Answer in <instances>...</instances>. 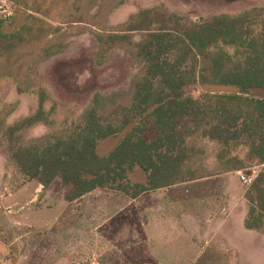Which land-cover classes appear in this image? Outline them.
<instances>
[{
  "label": "trees",
  "instance_id": "16d2710c",
  "mask_svg": "<svg viewBox=\"0 0 264 264\" xmlns=\"http://www.w3.org/2000/svg\"><path fill=\"white\" fill-rule=\"evenodd\" d=\"M12 1L32 12L26 24L12 32H3L0 20V83L13 82L19 95L33 92L37 105L28 115L7 123L13 109L0 104V134L7 162L24 178L35 179L43 189L54 182L72 183L70 200L97 188L136 198L205 177L194 164L205 151L201 142L209 140L217 146L222 171L244 170L252 161L261 166L244 193V227L264 235V96L250 94L254 88H264V6L191 20L159 2L140 6L116 29L100 28L107 33L95 35L98 52L106 51V46L124 48L144 72L132 78L128 93L96 92L78 122L27 140L26 131L38 125L54 129L57 123L49 92L34 88L36 64L68 47L61 25L96 24L97 13L90 21L84 7L99 0H50L64 5L55 18L23 0ZM193 84L230 86L235 91L206 92L195 99L184 92ZM49 101L52 104L46 108ZM113 112L136 121L101 156L98 142L120 130L110 121ZM244 147L247 158L237 152ZM135 167L146 174L145 183L130 181L129 172ZM228 262L229 254L214 243L195 264Z\"/></svg>",
  "mask_w": 264,
  "mask_h": 264
},
{
  "label": "rangeland",
  "instance_id": "374dc122",
  "mask_svg": "<svg viewBox=\"0 0 264 264\" xmlns=\"http://www.w3.org/2000/svg\"><path fill=\"white\" fill-rule=\"evenodd\" d=\"M23 2L47 11L49 16L54 18L64 10L62 3L53 4L50 0ZM159 2L191 20L220 12L237 13L254 6H264V0H99L93 6L91 3L89 7L85 5L86 18L90 21L94 19L96 24L92 25L89 22L86 26L84 23L61 25L67 32L65 40L69 41L68 47L41 59L35 66L34 88L43 87L49 92L56 105L54 117L57 123L54 129L38 125L26 131L24 134L27 140L50 131L63 130L71 123L78 122L96 92L104 96H110L118 91L128 93L132 78L142 74L144 67L121 47L106 46V51L98 52L95 35L106 36L107 32L100 28L116 29L140 6H150ZM22 4L14 2L13 15L7 25L3 23V32L15 31L26 24L32 11ZM93 15L95 16L91 19ZM138 35L139 33H136L135 38H138ZM234 91L235 88L230 86L199 84L189 85L184 89L187 96L195 99H199L206 92ZM250 94L263 97L264 88H254L250 90ZM0 104L13 109L6 119L7 123H13L17 118L28 115L36 107L37 97L33 92L17 94L13 82L7 81L0 83ZM50 104L51 101L47 102L46 108ZM110 121L120 130L116 135L98 142L97 152L101 156L107 155L115 147L134 125L136 119L132 120L130 116L113 112ZM127 121L129 123H126ZM201 144L205 151L201 156H197L194 167L206 175L221 173V166L216 159V144L209 140H204ZM238 151L242 157L247 158L245 147L239 148ZM260 168L256 161H252L250 167L236 176L241 179L244 176L255 177ZM138 170L145 176L141 169ZM138 179L136 173L132 175V181ZM26 181L28 179L7 162L5 140L0 134V264H128L129 259L133 261V257L138 258L137 254L132 257L130 254L134 251L127 249V246L132 248L136 244L132 237L138 226L122 224L120 218L126 215V208L120 214L121 217L110 218L108 207L105 208L103 205L102 210H96L95 207L87 206V209H84L82 206L86 207L85 205L78 204L82 202L81 200L70 203L67 211L60 212V216L55 220L58 215L56 217L37 215L33 210L44 209L46 205L54 204L58 198L68 203L66 199L71 189L54 182L46 189L42 187L41 193L32 200L35 189L33 185L37 182L36 180L30 182L20 192ZM28 187L32 189L30 195L23 192L27 191ZM104 193L109 195L111 192L106 190ZM91 201L86 199L88 205ZM98 210L108 215L104 214L101 217ZM139 210L138 207L133 209L136 217H139L137 213ZM80 212L83 214L82 218L79 217ZM98 221L103 222L97 224ZM130 232L131 235L128 237ZM261 236V239L258 237L255 240L253 239L255 237L245 238L247 242L242 244L241 253L234 247L225 245L224 250L229 254L228 264H264V236ZM216 239L218 244V238Z\"/></svg>",
  "mask_w": 264,
  "mask_h": 264
},
{
  "label": "crops",
  "instance_id": "0c3cea01",
  "mask_svg": "<svg viewBox=\"0 0 264 264\" xmlns=\"http://www.w3.org/2000/svg\"><path fill=\"white\" fill-rule=\"evenodd\" d=\"M131 172L129 179L132 183L146 182V174L142 176L137 167ZM135 173L139 179L132 181V175ZM241 173L243 170L222 171L217 175H206L200 179L182 181L168 187L146 191L136 198L116 190L97 188L74 200L68 197L66 199L68 203L58 198L54 204L33 211L37 215L46 214L54 215V217L58 215L56 220L60 212L67 211L70 203L81 200L82 202L78 204L85 205L86 207L82 206L84 209H87V206L95 207L96 210H102L103 205L105 208L108 207L110 218L121 217L120 214L126 208V215L120 218L122 224L138 226L132 237V240L136 242L135 246L132 248L127 246L128 250L134 251L130 255L133 257L137 254L138 258L133 257V261L129 259L128 264H195L203 251L216 243V237L217 245L222 250L227 245L234 247L239 253L242 252V244L247 242L245 238L255 237L253 238L255 240L259 237L258 239H261L262 234L244 227L247 212L244 193L254 177L245 184L240 177L236 176ZM32 181L35 179L26 181L20 192ZM36 182L37 184L33 185L35 189H33L32 200L37 198L43 187L38 181ZM65 187L70 188L71 193L75 188L74 184L73 186L68 184ZM26 190L23 191L26 194L32 192L29 187ZM106 190L111 193L107 195L104 193ZM86 199L92 200L89 205ZM136 207L140 209L137 212L139 217H136V213L133 212ZM101 210H98V215L99 213L101 217L104 214L108 215ZM81 215L83 216L80 212L79 217L82 218ZM102 222L98 221L97 224ZM129 235L131 232L128 233V237Z\"/></svg>",
  "mask_w": 264,
  "mask_h": 264
},
{
  "label": "built area",
  "instance_id": "2783aa9c",
  "mask_svg": "<svg viewBox=\"0 0 264 264\" xmlns=\"http://www.w3.org/2000/svg\"><path fill=\"white\" fill-rule=\"evenodd\" d=\"M14 2L12 0H0V20L7 25V22L11 19L13 15ZM243 182L248 184L251 181L250 177H243Z\"/></svg>",
  "mask_w": 264,
  "mask_h": 264
}]
</instances>
